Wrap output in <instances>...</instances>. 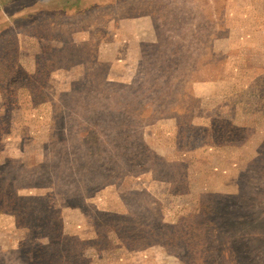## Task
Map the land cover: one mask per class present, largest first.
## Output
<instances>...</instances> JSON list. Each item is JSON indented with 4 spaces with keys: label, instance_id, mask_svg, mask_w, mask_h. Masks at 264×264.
I'll return each mask as SVG.
<instances>
[{
    "label": "rangeland",
    "instance_id": "obj_1",
    "mask_svg": "<svg viewBox=\"0 0 264 264\" xmlns=\"http://www.w3.org/2000/svg\"><path fill=\"white\" fill-rule=\"evenodd\" d=\"M61 1L0 0V264H210L264 219V0Z\"/></svg>",
    "mask_w": 264,
    "mask_h": 264
},
{
    "label": "trees",
    "instance_id": "obj_2",
    "mask_svg": "<svg viewBox=\"0 0 264 264\" xmlns=\"http://www.w3.org/2000/svg\"><path fill=\"white\" fill-rule=\"evenodd\" d=\"M51 0H40V2H48ZM64 3L62 6H57L59 9H76L79 10L83 4L91 3L92 0H63L61 1ZM70 5V6H69ZM83 11V10H82ZM139 109H142L145 106V103L142 105L141 103L137 104ZM117 117H120V113L116 114ZM139 115L138 114V121L137 124H139ZM133 116H130V119H132ZM99 124L97 125V127ZM109 136V135H108ZM112 137V136H110ZM83 140V138H81ZM116 139H106L103 144L104 146H109L107 147L105 154V160L107 161L106 166L109 164H113L118 158H121L123 151L121 153H118V156H115L113 153V149L119 150L117 146L113 147L114 144H116ZM101 142V141H100ZM113 143V145H112ZM82 160H87L89 162L90 157L86 158L83 156ZM153 161V160H152ZM92 163H98L102 164V162L95 161ZM154 165L156 164V161L153 163ZM96 164H94L95 166ZM144 167V165H143ZM176 171V168H175ZM96 171L94 172V175H96ZM101 179V178H97ZM83 180V177H82ZM95 180V179H94ZM3 196H0V203L1 206H4L3 212L0 213H12L13 216L16 218V221L18 222L19 228H23L18 221L20 216L17 214H14L12 212L13 205H14V200H15V193L12 192L11 188L8 191L3 190ZM254 200V199H253ZM252 199L247 203L246 201L243 202V205H240V209H244L245 205L247 206H253L255 204V200L253 201ZM46 206V204H44ZM238 205V204H237ZM256 205V204H255ZM34 210L40 211L42 207H40L39 203H35L34 206H32ZM255 207V206H254ZM29 209V208H28ZM47 209L50 210L48 207ZM1 211V210H0ZM116 216V215H115ZM133 216V215H132ZM260 215L258 214L257 217L253 220L250 221H244V218L241 214H238V216H235L234 218H227L225 219L226 223L222 224V219L221 217L219 218V221L221 225H217L214 229L215 232H219V237L217 240L215 238L212 239L213 243V249L210 252L206 253L205 259L207 262L210 264H264V232L261 231V227L264 226V219H261L259 217ZM19 217V218H17ZM18 219V220H17ZM37 225L38 222L33 221V226ZM114 227V226H113ZM176 228L182 229L183 226H175ZM27 230H31L28 227L25 226ZM147 228V227H146ZM168 226L160 224V226H157L154 228L151 232L153 237H160V236H165V234L171 233L168 231ZM209 233V232H208ZM222 233V234H221ZM166 234V235H167ZM49 236H46L48 238ZM120 240H123L122 242V249L123 250H138L139 247L133 246L130 242H132L131 238H128L126 241L125 234L121 233L119 235ZM49 239L52 238L49 237ZM78 239V238H77ZM193 242L191 238L188 239V243ZM71 243V241H70ZM151 246V244H146L144 248H147ZM193 248V247H192ZM191 245L188 247V251L191 253L193 256V261L192 264H208L204 263L203 261L197 260L195 258V253L192 250ZM77 253L76 248L73 247L72 244H70V257L75 256ZM211 254V255H210ZM190 262V261H188ZM186 262V263H188ZM198 262V263H197ZM190 264V263H188Z\"/></svg>",
    "mask_w": 264,
    "mask_h": 264
}]
</instances>
